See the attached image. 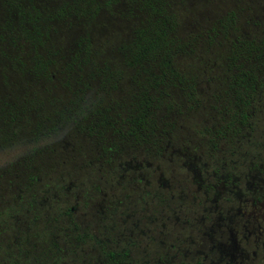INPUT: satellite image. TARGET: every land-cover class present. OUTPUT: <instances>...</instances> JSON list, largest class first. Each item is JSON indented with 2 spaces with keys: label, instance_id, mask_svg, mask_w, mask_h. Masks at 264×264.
Instances as JSON below:
<instances>
[{
  "label": "rangeland",
  "instance_id": "obj_1",
  "mask_svg": "<svg viewBox=\"0 0 264 264\" xmlns=\"http://www.w3.org/2000/svg\"><path fill=\"white\" fill-rule=\"evenodd\" d=\"M23 5L41 15L39 37L55 66L52 81L33 72L35 30L21 23L17 9L11 11L0 0V264H102L103 251L127 254L130 264H144L147 256L157 260L164 251L159 240L207 254L221 236L218 230L210 233L213 224L199 230L124 228H134L140 216L155 222L173 216L178 205L169 194L191 199L196 189L189 183L222 168L225 160L234 161L235 178L253 177L248 166H241L243 159L264 160L263 73L251 119L253 133L226 139L200 134L229 122L230 42L237 37L254 39L257 45L264 41V0H162V8L177 15L178 34L190 46L187 54L178 56L176 68L211 82L197 85L199 108L187 111L185 94L172 92L160 104L155 138L142 146L126 141L107 155L83 134L86 123L78 113L94 110L92 106L110 109L108 116L120 122L138 102L144 79L126 67V49L135 32L150 23L143 2L24 0ZM231 14L236 16L234 25L223 36L217 22ZM213 31L210 42L206 34ZM85 40L91 43L90 63L70 74L68 65ZM68 111L76 121L57 123ZM257 143L262 148L255 149ZM257 178L246 180L254 186L260 182ZM160 196L163 201L156 198ZM187 205L181 215L199 220ZM67 209H72L69 218L62 215ZM256 211L264 215V208ZM259 224L264 229L263 219Z\"/></svg>",
  "mask_w": 264,
  "mask_h": 264
},
{
  "label": "trees",
  "instance_id": "obj_2",
  "mask_svg": "<svg viewBox=\"0 0 264 264\" xmlns=\"http://www.w3.org/2000/svg\"><path fill=\"white\" fill-rule=\"evenodd\" d=\"M24 0H5L8 8L13 11L17 9L20 15V21L22 24H29L31 29H34V36L32 40L38 44L37 49L34 51L32 58L33 72L44 80H53L54 74H52L51 68L55 66L51 60L50 55L41 42L38 32V22L41 15L37 12L36 8H32L33 13L27 12L23 5ZM144 5V9L148 11L150 15L149 24L138 29L135 32V38L127 47V61L126 67L131 70H137L139 75L143 77V84L141 85L140 95L138 102L133 105V110L130 112L126 120L120 122L112 121L110 115V109L103 111L92 106L94 110L85 109L78 113L82 116V121L85 124L83 126V134L88 138L96 141L99 144L100 149L103 151V155L108 153H114L118 144H122L126 141H131L133 146H142L149 143L150 137H156L157 133V114L161 111V102L171 97L172 92H181L185 94L188 106L186 110L191 112L196 108H199L200 102L199 93L197 91V85L202 80L199 76H188L185 73L180 72L176 68V61L178 56L187 54L188 43L186 44L179 36V22L177 15L164 10L161 5L162 0H141ZM63 12L61 11L59 15ZM236 16L231 14L225 18L222 22H217L220 25L221 34L223 36L228 35V31L234 25V19ZM224 30V31H223ZM29 31H27L28 33ZM214 31L206 34L208 41H213L216 34ZM213 34V35H212ZM39 48L41 52L39 53ZM229 55L226 58L227 66L233 73L228 79V95L231 100L232 110L229 111V122L223 126L222 129L214 128L203 129L200 134L214 138L215 135H221V139H226L227 135L236 136L243 132L253 133V125L251 119L256 111V102L259 95V75L264 74V41L258 42L254 39L247 40L242 37H237L230 42ZM91 43L90 40H85L84 45L78 44V49L73 56L72 62L68 65L70 74L74 68H85L90 63ZM241 69H245L241 72ZM99 71V70H98ZM82 72V71H81ZM211 82V80L204 82ZM86 89H90L86 86ZM172 105H169V110L172 109ZM73 112H63L60 115V119L57 123L65 122V124L76 121L72 118ZM59 123V124H60ZM77 123H79L77 121ZM216 139V138H215ZM219 140V139H218ZM213 148H218L217 143L213 144ZM255 149L262 148V144H253ZM153 147V146H152ZM234 145L231 147V149ZM154 148L158 153H162V149L158 144H154ZM233 154V153H232ZM252 157V156H250ZM242 161V160H241ZM264 160L250 158L246 161L243 159L241 162L242 167L248 166V173L253 172V177L258 174L264 177ZM234 161L225 160L220 166L222 168L211 169L204 179H198V181L190 182V186L195 188L193 194L189 196L182 195L176 197L170 195V200L174 199L175 204L178 205L177 211L173 216L167 215L161 222L158 220L150 219L147 216H140L134 228H124V230H162L169 229L171 226L174 228L186 227L188 230H193V226L196 222H202L203 217H213L215 214L207 212L210 205H217V202H213L216 196L221 192L222 180L231 181L232 179H238L244 182L246 178H250V175L245 174L241 178L234 177ZM259 181L260 176H257ZM259 183V182H258ZM230 185H228L229 187ZM244 188V187H243ZM236 192V191H234ZM208 195L207 199L201 200L199 197ZM164 196L156 197L158 200L163 201ZM154 200V197H153ZM173 201V200H172ZM187 204L191 205V209L195 212L196 216H199V220L195 218H184L181 215V210L185 207L190 208ZM203 204L205 213H199V205ZM62 215L65 218H69L71 215L70 209H67ZM194 215V216H195ZM193 216V215H192ZM189 217V216H188ZM157 224V226H156ZM212 224V223H210ZM151 225L153 228H148ZM199 225L198 228H201ZM142 227V228H141ZM132 232V231H131ZM152 244L156 241L154 237H151ZM161 244H165L161 240L157 242L160 247ZM102 264H130L128 262L127 254L105 252L100 255Z\"/></svg>",
  "mask_w": 264,
  "mask_h": 264
},
{
  "label": "flooded vegetation",
  "instance_id": "obj_3",
  "mask_svg": "<svg viewBox=\"0 0 264 264\" xmlns=\"http://www.w3.org/2000/svg\"><path fill=\"white\" fill-rule=\"evenodd\" d=\"M257 176L263 177L261 174ZM257 176L250 177V181ZM250 181L222 180V193L212 201V203L218 201L217 205H210L208 211L204 209L203 204L199 205V213L207 211L215 216L203 217L202 222L195 221L193 230L206 229V223H212L214 229L211 227L210 230L215 231L210 233L215 235L218 230L221 235L216 246L208 249L207 254L202 255L198 251L194 253L192 251L194 246H191L193 243H190L191 247L188 248L184 244L173 242L168 246L161 244L160 247L164 251L159 258L155 260L149 255L144 264H222L223 262L225 264H264V229L259 224L261 219L264 220V215L259 217V212L256 211L264 208V177L259 184L254 183L255 187ZM243 187L246 188V193L240 192ZM207 197L208 195L199 198L204 200ZM248 205L252 209L249 212ZM70 212L72 213V209ZM199 225L204 226L198 228ZM184 229L186 227L181 228V230ZM239 237L243 239V242H239Z\"/></svg>",
  "mask_w": 264,
  "mask_h": 264
}]
</instances>
